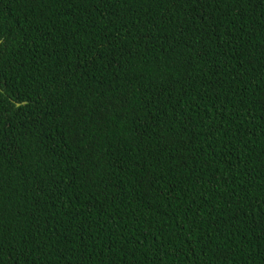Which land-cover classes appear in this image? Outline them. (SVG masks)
<instances>
[{
    "label": "trees",
    "instance_id": "trees-1",
    "mask_svg": "<svg viewBox=\"0 0 264 264\" xmlns=\"http://www.w3.org/2000/svg\"><path fill=\"white\" fill-rule=\"evenodd\" d=\"M0 264H264V0H0Z\"/></svg>",
    "mask_w": 264,
    "mask_h": 264
},
{
    "label": "water",
    "instance_id": "water-1",
    "mask_svg": "<svg viewBox=\"0 0 264 264\" xmlns=\"http://www.w3.org/2000/svg\"><path fill=\"white\" fill-rule=\"evenodd\" d=\"M2 44H3V42H0V48H1Z\"/></svg>",
    "mask_w": 264,
    "mask_h": 264
}]
</instances>
